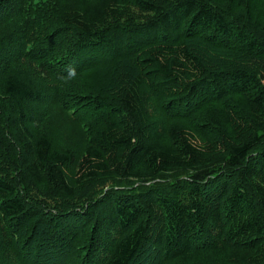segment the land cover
<instances>
[{
	"label": "trees",
	"instance_id": "obj_1",
	"mask_svg": "<svg viewBox=\"0 0 264 264\" xmlns=\"http://www.w3.org/2000/svg\"><path fill=\"white\" fill-rule=\"evenodd\" d=\"M0 264H264V0H0Z\"/></svg>",
	"mask_w": 264,
	"mask_h": 264
},
{
	"label": "rangeland",
	"instance_id": "obj_2",
	"mask_svg": "<svg viewBox=\"0 0 264 264\" xmlns=\"http://www.w3.org/2000/svg\"><path fill=\"white\" fill-rule=\"evenodd\" d=\"M42 103V102H41ZM44 107V106H41ZM59 110L56 108L55 105L51 106V111H50V119H57L59 116ZM54 130H52L53 132H57L56 127H53ZM79 129H73L72 126H69L61 131V135H56L54 134V138H57V141L62 142L64 140V142H66L67 145L70 146H76L79 144L80 140H81V133L79 134Z\"/></svg>",
	"mask_w": 264,
	"mask_h": 264
}]
</instances>
